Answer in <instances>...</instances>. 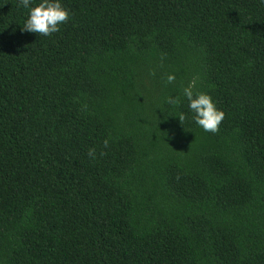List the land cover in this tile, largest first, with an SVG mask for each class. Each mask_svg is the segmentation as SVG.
I'll return each mask as SVG.
<instances>
[{"label":"trees","instance_id":"1","mask_svg":"<svg viewBox=\"0 0 264 264\" xmlns=\"http://www.w3.org/2000/svg\"><path fill=\"white\" fill-rule=\"evenodd\" d=\"M62 3L0 0V264H264V0Z\"/></svg>","mask_w":264,"mask_h":264},{"label":"clouds","instance_id":"2","mask_svg":"<svg viewBox=\"0 0 264 264\" xmlns=\"http://www.w3.org/2000/svg\"><path fill=\"white\" fill-rule=\"evenodd\" d=\"M18 6L29 9L27 18L24 22L22 31L28 33H38L42 36H49L60 30V26L66 23L70 18L69 9H67L62 0H40L34 3V0H18ZM175 77L168 76V82L171 83ZM195 82H190L183 89V97L188 102L189 110L194 114L193 120L196 125L207 133H216L219 125L224 119L225 113L216 106L213 98L204 92H194ZM169 104L178 105V98H169ZM182 122L184 115L178 116ZM107 147L108 141L104 142ZM94 150L89 152L93 155Z\"/></svg>","mask_w":264,"mask_h":264},{"label":"bare ground","instance_id":"3","mask_svg":"<svg viewBox=\"0 0 264 264\" xmlns=\"http://www.w3.org/2000/svg\"><path fill=\"white\" fill-rule=\"evenodd\" d=\"M127 44V43H126Z\"/></svg>","mask_w":264,"mask_h":264}]
</instances>
